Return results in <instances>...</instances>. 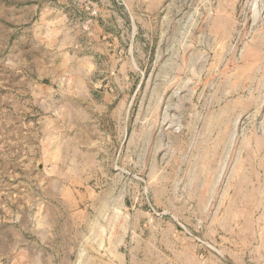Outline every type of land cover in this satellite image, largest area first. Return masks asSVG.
<instances>
[{
    "label": "rangeland",
    "instance_id": "1",
    "mask_svg": "<svg viewBox=\"0 0 264 264\" xmlns=\"http://www.w3.org/2000/svg\"><path fill=\"white\" fill-rule=\"evenodd\" d=\"M0 264H264V0H0Z\"/></svg>",
    "mask_w": 264,
    "mask_h": 264
},
{
    "label": "crops",
    "instance_id": "2",
    "mask_svg": "<svg viewBox=\"0 0 264 264\" xmlns=\"http://www.w3.org/2000/svg\"><path fill=\"white\" fill-rule=\"evenodd\" d=\"M119 259H121V257H119Z\"/></svg>",
    "mask_w": 264,
    "mask_h": 264
}]
</instances>
